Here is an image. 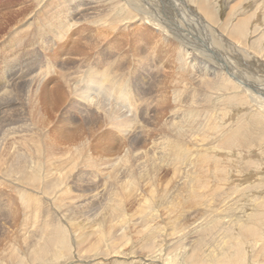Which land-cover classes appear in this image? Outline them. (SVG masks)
Returning <instances> with one entry per match:
<instances>
[{"label":"rangeland","instance_id":"rangeland-1","mask_svg":"<svg viewBox=\"0 0 264 264\" xmlns=\"http://www.w3.org/2000/svg\"><path fill=\"white\" fill-rule=\"evenodd\" d=\"M51 1L53 0H0V94L8 90L6 94L0 95V100H3L0 103V264H193L192 260L184 256L192 248L198 252L194 257L201 260L200 264H223L222 260L226 263L232 259L238 260L236 264H264V111L259 106L262 100L251 101L243 90L244 87L233 79L231 81L237 86L226 89V94H222V90L210 84L211 75L202 70L190 71L186 64L189 58L180 57L181 52L188 54L189 51L191 59L195 58L199 62L210 61L208 63L211 67L218 66L217 61L203 53L208 46L200 40V36L193 37L187 32L189 27L190 30L194 27L200 35L207 34L206 29L199 26L198 18H194L200 16L204 23L208 21L199 10V0H195L197 4L192 5L190 0H165L167 7L163 5L164 1L161 3L157 0L156 5V1L141 0L142 5L154 14V22L162 26L160 31L158 27L154 28L153 23L142 20L141 14L131 13L124 2L117 10L125 13L122 15L126 21L121 22V25L116 23L115 28L114 22H102L99 19L101 15L87 7L81 9L87 12V20L82 15H70V24L66 25H71L69 29L56 27L55 31H51L49 20L52 19L58 0ZM60 1L64 3L63 0ZM205 4L213 13L215 22H219L217 24L209 20L207 26H212L225 38L235 34L234 26L244 16L246 21L242 22L243 33L241 36H234H238L241 44L255 57L259 56L262 61L260 72V67L256 64L251 66L257 73L263 74L264 0H205ZM179 10L181 14L184 13L181 17L177 13ZM127 12L131 14L128 15ZM183 17L186 20H182ZM163 19H166V25ZM122 24L127 28L122 27ZM168 27L172 29L169 30ZM102 30L106 32V37L102 36ZM163 30H166V34ZM167 32L169 38L164 37ZM101 36L105 39L101 40ZM89 41L94 45H89ZM217 52L222 53L223 57L227 55V51L222 48H218ZM214 55L216 54L213 53L212 56ZM229 65L239 78L242 76L241 78L249 79L248 75L245 78L247 72L245 74L244 71L234 69L233 63L232 66ZM92 67L106 69L109 77L116 79L114 84L120 82L124 85L129 105L118 102L116 97H111L100 89H86L84 78H88L87 73ZM219 68L221 77L218 80L224 79L226 70L220 66ZM14 69L22 70L9 77V71L13 74ZM253 79L251 81L258 83ZM105 82L107 84L112 81ZM179 86H184L181 88L184 92L181 89L179 91ZM82 96H86L87 100L84 98L82 102ZM201 105L205 108H201ZM179 106L181 108L177 110ZM190 108L192 111L199 108L184 134H188L190 141L184 135L179 139L183 144L190 145L192 152L205 150L209 156L211 161L203 166V171L199 166L198 173L183 171L185 168L184 164H179L181 161H175L168 154L161 155L159 144L156 145L160 140V133L169 132L170 141L175 142V138L181 137L178 128L181 125L179 116L184 111L187 113ZM174 119L177 120L176 123L174 121L175 124ZM240 125L239 131H235ZM189 134L193 136V140ZM199 139L201 140L197 142ZM17 147L26 151L24 155L28 159L31 157L27 169L31 170V166L36 164L33 163L35 161L41 164L35 181L21 180L15 173L9 172L7 163L18 162V157L14 155ZM169 158L174 159L172 163ZM63 177L65 178L62 179ZM114 200L122 201L123 209L109 223ZM70 201L74 203L72 211H67V216L65 217V213L63 217H72L73 222L78 221L77 224L83 221H90V224L78 225L77 227H81L78 236L75 232H66L68 239L60 245L65 249L60 252L63 257L53 261L31 260L27 254L38 237L28 236L29 226L36 217L39 218L38 215H42L44 220L45 214L53 213L51 218L54 215L57 218ZM75 203L78 207H75ZM102 214H108L109 220H102ZM246 214L255 223V226L252 225L255 231L251 234L244 231L248 228V223H243V220L236 221L238 215L245 217ZM217 215H224L223 220L216 224L210 223L209 220ZM42 217L39 218L41 221ZM68 222H64L65 231L70 227ZM205 223L211 225L203 227ZM116 227L119 231L115 237ZM104 230L110 236L106 235L98 243L97 238ZM92 244H101L100 250L92 252L89 249ZM15 257L22 261L19 262V258L16 261Z\"/></svg>","mask_w":264,"mask_h":264},{"label":"bare ground","instance_id":"bare-ground-1","mask_svg":"<svg viewBox=\"0 0 264 264\" xmlns=\"http://www.w3.org/2000/svg\"><path fill=\"white\" fill-rule=\"evenodd\" d=\"M54 1H56V0H53V1H51V2H54ZM64 1V3L62 4V2L60 1V0H58L57 1V4H56V6H55V9L53 10V15H52V19L51 20H49V23H51V25L49 26V29H51V31H55V28L56 27H58V28H65L66 27V29H69V27L71 26H66L67 24L69 25L70 24V15L71 16H75V15H77L78 14V16L79 15H82V17H84L83 19H85V20H87V12L85 13V11H81V9H87V7L88 8H91V9H93V10H95L94 12L97 14H100L101 15V18H99V19H101V21L102 22H108L109 24H111L112 22H114L115 24H114V28H115V25H117L116 23H120V25H121V22H123V23H125V17H123V15L125 14L124 12H122V10H117V8L119 7V5H121V3H126V5L128 6L127 8L129 9V11L131 12V13H133V12H136L138 15H140L141 14V19L143 20H145V21H147L148 23H153L152 25H154V28L156 29V27H158V30L160 31V29L162 28V26H160V25H158L157 23H155L154 22V19H153V15L154 14H152L150 11H148V9L144 6V5H142V1L140 2L139 0H63ZM150 1H152V2H155V4L157 5V2L159 1V2H163L164 1V3H163V5H165V7H167V4H165L166 3V1L165 0H150ZM175 1V0H174ZM191 1V5H192V3L193 4H197L196 2H195V0H190ZM184 2V1H183ZM40 3V2H39ZM48 3V2H47ZM144 3H146V2H144ZM179 3V2H178ZM258 3V2H257ZM43 4V3H42ZM53 3H51V5H52ZM177 4V3H176ZM236 4V3H235ZM23 5V4H22ZM21 5V6H22ZM161 5V4H160ZM159 5V6H160ZM198 7H199V10H200V12L205 16V17H207L208 18V21H206L205 23H204V21L203 20H201V17L199 18L197 15H194V16H197V17H194V18H198L197 19V21L199 22V26L200 27H203V30H205L206 32H207V34H199V32L197 31V29H195L194 27H192V30H190L191 29V27H189V29L187 30V32H188V34L189 35H191V36H193V37H196V35H198V36H200V40H202V41H204L205 42V46H208V48H207V50L205 49V50H203L204 52V54H206V55H208L209 57H211V59L213 58L215 61H217L218 62V66L217 67H211L210 65H209V63H210V61H208V62H206V60L205 61H201V62H199V61H195V58H190L189 57V51H188V54H185L186 52H181L180 53V57L181 58H184V57H187V58H189L188 59V61H186V64H187V66L189 67V69H190V71H192L193 72V70H202L204 73H206V74H209V75H211V81H210V84H212V85H214V87H217V88H219L218 90H222V94H226V92H225V90L226 89H230V88H232V87H234L235 88V86H237L236 84H234V82L233 81H231V79H233V80H235V81H237L238 80V83L242 86V87H244L243 88V90L244 91H246V93H247V97H249L250 98V100L252 101V99L255 101L256 99H261L262 101H261V103L259 104V106L263 109V111H264V76H263V74H259V73H257L256 72V70L255 69H253L254 67H252L253 66V64L255 65H257L258 67H260L259 68V72H260V69H262V61H260V58H258V57H255V55H253L252 54V52L251 51H249V49L247 48V47H245V45H242L241 44V42H240V39H239V37L238 36H234L235 34H239L240 36H241V34L243 33V21H246V19L244 18V16L241 18L240 17V19H239V21L235 24V26H234V30H235V34H232V35H227V37L225 38L222 34H221V32H219V31H217V30H215L214 28H212V26L210 27L209 25L207 26V22H209V20H211V21H213V22H215V18L213 17V13L208 9V6H207V4H205V0H199L198 1ZM32 6V5H31ZM34 6H36V5H34ZM33 6V7H34ZM83 6H85V8H82ZM171 6V5H170ZM179 6H180V4H179ZM190 6V5H189ZM188 6V7H189ZM25 7V6H24ZM62 7H63V9H62ZM195 7V6H194ZM235 6H232V8H234ZM18 8V7H17ZM153 8H154V6H153ZM186 8V7H185ZM262 8V7H261ZM10 9H12V8H10ZM26 9V8H25ZM35 9V8H34ZM162 9V8H161ZM168 9V8H167ZM169 9H171V8H169ZM187 9V8H186ZM196 9H198V8H196ZM156 10V9H155ZM159 10V9H158ZM191 10V9H190ZM232 10V9H231ZM230 10V11H231ZM14 11V10H13ZM97 11H99V12H97ZM175 11H177V10H175ZM233 11V10H232ZM93 12V11H92ZM130 12H127L128 13V15H130L131 13ZM186 12V11H185ZM189 12H191V11H188V13ZM193 12H194V10H193ZM10 13V12H9ZM29 13V12H28ZM27 13V14H28ZM94 13V14H95ZM167 13V12H166ZM178 13V16L179 17H181V15H183V14H181L180 13V10L177 12ZM187 13V12H186ZM196 13V12H195ZM200 13V14H201ZM12 14V13H11ZM13 14H14V12H13ZM16 14V13H15ZM89 14V13H88ZM123 14V15H122ZM165 14V13H164ZM192 14H194V13H192ZM198 14V13H197ZM42 15V14H41ZM69 15V16H68ZM168 15V14H167ZM170 15V14H169ZM248 15V14H247ZM22 16V15H21ZM27 16V15H26ZM48 16V15H47ZM161 16H162V13H161ZM5 17V16H4ZM23 17V16H22ZM25 17V16H24ZM28 17V16H27ZM165 17V16H164ZM169 17V16H168ZM168 17H167V19H168ZM171 17V16H170ZM9 18V17H8ZM7 18V19H8ZM79 18V17H78ZM157 18H159V16H157ZM163 18V17H162ZM166 18V17H165ZM178 18V17H177ZM23 19V18H22ZM25 19V18H24ZM176 19V18H175ZM181 19V18H180ZM179 19V20H180ZM16 20V19H15ZM20 20V17H19V19H18V21ZM32 20V19H31ZM39 20V19H38ZM77 20V19H76ZM76 20H74V22L76 21ZM91 20V19H90ZM125 20V21H124ZM157 20V19H156ZM165 20L166 19H163V22H164V24H165ZM179 20H177V21H179ZM182 20H186V18H184L183 17V19ZM205 20V19H204ZM17 21V22H18ZM159 21H160V19H159ZM188 21V20H187ZM187 21H186V23H187ZM8 22V21H7ZM20 22V21H19ZM25 22V21H24ZM43 22V21H42ZM67 22V23H66ZM79 22L81 23V21L79 20ZM78 22V23H79ZM84 22V21H83ZM144 22V21H143ZM162 22V21H161ZM162 22V23H163ZM167 22V21H166ZM174 22V21H173ZM185 22V21H184ZM191 22V21H190ZM189 22V23H190ZM193 22H194V20H193ZM23 23V22H22ZM41 23V22H40ZM79 23V24H80ZM85 23V22H84ZM142 23V22H141ZM180 23H183L182 21L180 22ZM179 23V24H180ZM185 23V24H186ZM212 23V22H211ZM215 23H217V22H215ZM219 23V22H218ZM217 23V24H218ZM242 23V24H241ZM0 24H1V22H0ZM12 24V23H11ZM21 24V23H20ZM30 24H31V21H30ZM30 24H29V22H27V25H28V27L30 26ZM37 24V23H36ZM86 24H87V22H86ZM95 24V23H94ZM132 24V23H131ZM168 24V23H167ZM192 24V23H191ZM194 24V23H193ZM204 24V25H203ZM209 24V23H208ZM216 24V25H217ZM223 24H225V22L223 23ZM19 25V24H18ZM17 24H15V26H18ZM33 25V24H32ZM35 25V24H34ZM48 25V24H47ZM73 25H75V24H73ZM98 25H101V24H98ZM102 25H103V23H102ZM105 25V24H104ZM108 25V24H107ZM122 25H124V24H122ZM148 25V24H147ZM166 25V24H165ZM172 25V24H171ZM190 25V24H189ZM197 25V24H196ZM211 25V24H210ZM214 25V24H213ZM246 25V24H245ZM11 26V25H10ZM91 26V25H90ZM93 26V25H92ZM164 26V25H163ZM177 26V25H176ZM225 26V25H224ZM27 27V28H28ZM44 27V26H43ZM46 27V26H45ZM93 27H95V26H93ZM98 27V26H97ZM122 27H126L127 28V26L126 25H124V26H122ZM170 27V26H169ZM168 27V28H169ZM172 27V26H171ZM213 27H215V26H213ZM216 27H218V26H216ZM10 28V27H9ZM14 28V27H13ZM107 28V27H106ZM110 28L112 29V27H111V25H110ZM109 28V29H110ZM113 28V29H114ZM117 28V27H116ZM148 28V27H147ZM146 27H145V29H147ZM173 28H174V26H173ZM225 28V27H224ZM6 29V28H5ZM4 29V30H5ZM36 29V28H35ZM44 29V28H43ZM101 28H99V30H100ZM105 29V28H104ZM121 29V28H120ZM172 29V28H171ZM170 28H169V30H171ZM242 29V31H240ZM98 30V29H97ZM98 30V31H99ZM127 30V29H126ZM181 30V29H180ZM223 30V29H222ZM227 30V29H226ZM85 31V30H84ZM94 31V30H93ZM103 31V30H102ZM115 31V30H114ZM125 31V30H124ZM162 31V30H161ZM163 31H165V34H166V30H163ZM209 31V32H208ZM11 32V31H10ZM111 32H112V30H111ZM116 32V31H115ZM129 32V31H128ZM225 32V31H224ZM230 32V31H229ZM6 33V32H5ZM22 33V32H21ZM20 33V34H21ZM110 33V32H109ZM163 33V32H162ZM7 34V33H6ZM18 34V33H17ZM40 34V33H39ZM97 34V33H96ZM100 34V33H99ZM102 34V36L103 37H106V36H104V35H106V32L104 33V31L101 33ZM164 34V33H163ZM224 34V33H223ZM1 35V34H0ZM4 35V34H3ZM8 35V34H7ZM22 35V34H21ZM60 35V34H59ZM86 35V34H85ZM109 35V34H108ZM107 35V36H108ZM35 36V35H34ZM61 36V35H60ZM102 36L100 37V39L101 40H104L105 38H102ZM5 37V36H4ZM7 37V36H6ZM97 37H99V35L97 36ZM165 38H169L168 37V32H167V35L166 36H164ZM59 38V37H58ZM80 38V37H79ZM88 39H90V38H88ZM92 39V38H91ZM171 39H172V37H171ZM99 40V39H98ZM97 40V41H98ZM90 41H92V40H90ZM89 41V45H94L92 42H90ZM140 41V40H139ZM172 41V40H171ZM175 41V40H174ZM86 42V41H85ZM162 42V41H161ZM177 42V41H176ZM199 42H201V41H199ZM203 42V43H204ZM209 42V43H208ZM77 43H79V42H77ZM90 43H92V44H90ZM100 43V42H99ZM103 43V42H102ZM178 43H179V41H178ZM80 44V43H79ZM86 44V43H85ZM101 44V43H100ZM114 44H116V43H114ZM166 44V43H165ZM176 44V43H175ZM88 45V46H89ZM172 45V44H171ZM86 46V45H85ZM98 46V45H97ZM168 46V45H167ZM170 46V45H169ZM75 47V46H74ZM90 47V46H89ZM203 48V47H202ZM215 50H214V49ZM218 48H222L223 50H225V51H227V55H225L224 57H223V55H222V53H219V52H217L218 51ZM14 49H15V47H14ZM94 49V48H93ZM251 49V48H250ZM78 50V49H77ZM83 50V49H82ZM82 50H80V51H82ZM123 50V49H122ZM121 50V51H122ZM192 50H193V48H192ZM221 50V49H220ZM96 51V50H95ZM183 51H186V50H183ZM191 52V51H190ZM192 52H194V51H192ZM81 53V52H80ZM166 53H167V51H166ZM198 53H199V51H198ZM201 53V52H200ZM216 54V55H214V56H212V54ZM226 53V52H225ZM255 53V52H254ZM19 55V54H18ZM202 55V54H201ZM258 55V54H257ZM68 56V55H67ZM72 56V55H71ZM118 56V55H117ZM261 56V55H260ZM80 57V56H79ZM202 57H203V55H202ZM206 57V56H205ZM124 59V58H123ZM207 59V58H206ZM117 60V59H116ZM263 60V59H262ZM212 61V60H211ZM179 62H181V61H179ZM27 63V62H26ZM171 63V62H170ZM232 63H233V65H234V69H239L241 72H243L244 71V73L245 72H247L248 74H246V77L245 78H247V75H248V78L249 79H244V78H239L238 76L239 75H237L234 71H232L231 69L233 68H231L230 67V65L229 64H231V66H232ZM173 64H175V63H173ZM183 64V63H182ZM212 64V63H211ZM168 65V64H167ZM252 65V66H251ZM219 66L221 67V68H224L225 70H226V73H224L226 76H225V78L224 79H220V80H218V78H220L221 77V72L219 71ZM78 67V66H77ZM104 67V66H103ZM183 67V66H182ZM20 68V67H19ZM68 68V67H67ZM71 68H72V66H71ZM124 68V67H123ZM165 68V67H164ZM178 68V67H177ZM184 68H186V67H184ZM231 68V69H230ZM111 69V68H110ZM172 69V68H171ZM174 69V68H173ZM181 69V68H180ZM22 69H20V70H15L14 69V73L12 74V72H11V70L9 71V77H11V76H13L14 74H16V73H18V72H20ZM122 70V69H121ZM177 70V69H176ZM185 70V69H184ZM187 70V69H186ZM225 70H224V72H225ZM85 71V70H84ZM128 71H129V69H128ZM167 71H168V69H167ZM262 71V70H261ZM108 73V71L106 70V69H104V70H102V69H97V68H90L89 69V71H88V78L87 77H85L84 78V80H85V86H86V89H89V90H93V89H100L101 91H104L105 93H107L109 96H114V97H116V100L118 101V102H121V103H124V104H128L129 105V99H128V97H127V95H126V93H125V88H124V85H122V83H116V84H114L116 81V79H111L110 77H109V75L107 74ZM120 72V71H119ZM118 72V73H119ZM170 72V71H169ZM187 72H189V71H187ZM191 72V74H195V73H192ZM32 73V72H31ZM31 73H29V74H31ZM62 73V72H61ZM172 73V72H171ZM173 73H174V71H173ZM183 73V72H182ZM185 73V72H184ZM183 73V74H184ZM203 73V75H205ZM239 73V72H238ZM83 74V73H82ZM164 74V73H163ZM177 74V73H176ZM191 74H190V77H191ZM158 75V74H157ZM198 75H199V73H198ZM26 76V75H25ZM167 76H169V75H167ZM171 76H173L172 74H171ZM177 76H180V75H177ZM182 76V75H181ZM196 76L197 75H195V78H196ZM202 76V75H201ZM112 77V76H111ZM175 77V76H174ZM183 77V76H182ZM189 77V78H190ZM194 77V76H193ZM199 77L200 76H198L197 77V79H199ZM244 77V76H243ZM251 77H253V78H255V79H253V78H251ZM23 77H21V79H22ZM29 78V77H28ZM79 78V77H78ZM164 78V77H163ZM181 78V77H180ZM209 78V77H208ZM253 79V80H256V82H258V83H255V81H251V79ZM27 79V78H26ZM81 79H83V76L81 77ZM161 79V78H160ZM173 79V78H172ZM175 79V78H174ZM177 79V78H176ZM179 79V78H178ZM20 80V79H19ZM34 80V79H33ZM68 80H69V78H68ZM105 80L106 81H112V82H110V83H107L106 84V82H105ZM183 80V79H182ZM185 80V79H184ZM201 80V79H200ZM200 80H197V81H200ZM203 80V79H202ZM201 80V81H202ZM216 80V81H215ZM23 81V80H22ZM81 81V80H80ZM153 81V80H152ZM167 81H168V79H167ZM196 81V80H195ZM200 81V82H201ZM250 81V82H249ZM39 82V81H38ZM160 82V81H159ZM170 82V81H169ZM168 82V83H169ZM175 82H176V80H175ZM183 82V81H182ZM186 82V81H185ZM190 82V81H189ZM188 82V83H189ZM193 82V81H192ZM199 82V83H200ZM203 82V81H202ZM220 82H221V84H220ZM253 82V83H252ZM63 83V82H62ZM165 83V82H164ZM173 83V82H172ZM177 83V82H176ZM184 83V82H183ZM182 83V84H183ZM208 83V82H207ZM237 83V84H238ZM187 84V83H186ZM203 84H206V83H204L203 82ZM164 85V84H163ZM172 85H174V84H172ZM197 85V84H196ZM57 86V85H56ZM160 86V85H159ZM169 86V85H168ZM187 86V85H186ZM190 86H192V85H190ZM189 86V87H190ZM198 86V85H197ZM239 86V85H238ZM161 87V86H160ZM175 87V86H174ZM182 87H184V86H182ZM181 86H179V91H180V89L182 88ZM213 87V86H212ZM54 88V87H53ZM186 88V87H185ZM193 88H194V86H193ZM56 89V88H55ZM187 89V88H186ZM185 89V90H186ZM5 90V89H4ZM58 90V89H57ZM83 90V89H82ZM165 90H166V87H165ZM176 90V89H175ZM182 90V89H181ZM195 90V89H194ZM95 91V90H94ZM157 91H158V89H157ZM183 91V90H182ZM220 91L219 92H217V90H216V92L217 93H220ZM227 91V90H226ZM8 92V90H5L4 91V93H2V94H0V95H4V94H6ZM88 92V91H87ZM91 92V91H90ZM89 92V93H90ZM177 92V91H176ZM184 92V91H183ZM181 93V92H180ZM217 93H216V96H217ZM82 94V93H81ZM83 94H84V92H83ZM174 94H175V92H174ZM73 95V94H72ZM179 95V94H178ZM213 96V95H212ZM215 96V97H216ZM224 96V95H223ZM229 96V95H228ZM230 96H231V94H230ZM7 97V96H6ZM5 96H4V98H6ZM9 97V96H8ZM89 97V96H88ZM205 97V96H204ZM225 97V96H224ZM84 98H86V96H82V102H84ZM159 98V97H158ZM195 97H193V100L195 101V99H194ZM217 98V97H216ZM240 98V97H239ZM179 99V98H178ZM182 99V98H181ZM209 99H210V97H209ZM212 99V98H211ZM219 99V98H218ZM226 99V98H225ZM233 99V98H232ZM86 100H87V98H86ZM96 100V99H95ZM95 100H93V102L95 101ZM171 100H173V99H171ZM206 100V99H205ZM3 100H0V103L2 102ZM167 101V100H166ZM180 101V100H179ZM178 101V102H179ZM191 101V100H190ZM202 101V100H201ZM80 102V101H79ZM115 102V101H114ZM172 102V101H171ZM189 102V101H188ZM76 103V102H75ZM166 103V102H165ZM180 103H181V101H180ZM194 103V102H193ZM203 103V102H202ZM205 103V102H204ZM203 103V104H204ZM92 104V103H91ZM184 104V103H183ZM191 104H192V101H191ZM66 105V104H65ZM202 106V105H201ZM211 106V105H210ZM259 106L257 105V107L259 108ZM95 107V106H94ZM172 107H174V106H172ZM183 107H186V106H183ZM194 107V106H193ZM198 107V106H197ZM205 108V106H202L201 108ZM101 108V107H100ZM100 108H98V109H100ZM116 108V107H115ZM181 107L179 106V108H177V110H179ZM195 108V107H194ZM66 109V108H65ZM163 109H164V107H163ZM174 109V108H173ZM197 109H199V108H197ZM197 109H196V111H197ZM213 109H214V107H213ZM226 109V108H225ZM97 110V109H96ZM166 110V109H165ZM176 110V109H175ZM182 110V109H181ZM180 110V111H181ZM183 110H185V108L183 109ZM187 110V109H186ZM205 110V109H204ZM107 111V110H106ZM128 111V110H127ZM162 111V110H161ZM196 111L195 110H191V108L189 109V111H187V113H186V111H184V113L182 114V115H180L179 116V119L181 120H178V121H180L181 122V125L178 127L179 128V134H180V136L182 135H184L185 134V132H186V130H187V125H191V123L193 122V120H194V118H192L193 116H194V114L196 113ZM7 112V111H6ZM183 112V111H182ZM205 112V111H204ZM100 113H101V110H100ZM109 113V112H108ZM164 113V112H163ZM212 113V112H211ZM169 114H173V113H169ZM168 114V115H169ZM198 114V113H197ZM213 114V113H212ZM178 115V114H177ZM200 115H202V114H200ZM203 115H205V114H203ZM101 116V115H100ZM120 116V115H119ZM176 116V115H175ZM212 116V115H211ZM105 117V116H104ZM169 117H170V115H169ZM177 117V116H176ZM199 117V116H198ZM202 118H204L203 116H202ZM105 119V118H104ZM200 119H201V117H200ZM164 121V120H163ZM172 121V120H171ZM174 121H175V119L173 120V123H174ZM205 121V120H204ZM203 121V123H205ZM112 122V121H111ZM148 122V121H147ZM177 122V120L175 121V123ZM198 122H200V120L198 121ZM207 122V121H206ZM174 123V124H175ZM179 123V122H178ZM241 123V122H240ZM239 123V124H240ZM103 124V123H102ZM200 125H201V122L199 123ZM198 124V125H199ZM207 124V123H206ZM101 125V124H100ZM177 125V124H176ZM193 125V124H192ZM216 125V124H215ZM203 126V125H202ZM206 126V125H205ZM218 126V125H217ZM16 127V126H15ZM22 127V126H21ZM116 127V126H115ZM204 127V126H203ZM237 127V126H236ZM119 128V127H118ZM192 128V127H191ZM239 128H241V125L238 127V129L237 130H235V131H239ZM89 129H90V127H89ZM89 129H88V131H89ZM203 129H205V128H203ZM232 129V128H231ZM231 129H230V132H231ZM91 130H93L94 131V129H91ZM96 130V129H95ZM169 130V129H168ZM189 130V129H188ZM193 130V129H192ZM207 130V129H206ZM195 131V130H194ZM197 131V130H196ZM195 131V132H196ZM92 132V131H91ZM90 132V134L92 135V133ZM95 132V131H94ZM93 132V133H94ZM26 133V132H25ZM174 133V132H173ZM176 133V132H175ZM207 133V132H206ZM209 133V132H208ZM231 133H229V135H230ZM4 135V134H3ZM89 135V134H88ZM188 135V134H187ZM187 135H184V138H185V136H186V138H188L187 140L188 141H190L189 140V137H187ZM190 135V134H189ZM198 135V134H197ZM207 135V134H206ZM84 136V135H83ZM83 136H82V138H83ZM87 136V135H86ZM182 136L181 137H177V139L175 138V140H177L176 142L174 141V140H171L170 141V137H169V132L168 133H160V140H158V142L156 143V145L157 144H159L158 145V148H159V152H160V154L161 155H170V156H172L174 159H176L175 161H181L179 164H184V168H185V170H183V171H185V172H188V171H194V172H197L198 173V170H199V166H200V168H201V170L203 171L204 169H202L203 168V166L204 165H206V164H208L211 160L208 158L209 156H207L206 155V153H205V150H204V152H202V151H196V152H192V150H190V145L188 146L187 145V143H184L183 144V142H180V139L179 138H182ZM191 136V135H190ZM198 136H200V135H198ZM197 136V137H198ZM221 136V135H220ZM234 136V135H233ZM174 137H176V135L174 136ZM192 137L193 136H191V139H192ZM196 137V136H195ZM201 137V136H200ZM68 138H69V136H68ZM89 138V137H88ZM199 138V137H198ZM203 138V137H202ZM207 138V137H206ZM22 139V138H21ZM31 139V138H30ZM70 139V138H69ZM152 139V138H151ZM211 139H213V138H211ZM226 139V138H225ZM225 139H224V141H223V144H224V142H225ZM86 140V139H85ZM90 140V139H89ZM193 140V139H192ZM201 139H199V140H197V142L198 141H200ZM204 140V139H203ZM206 140H208V139H206ZM87 141H88V139H87ZM156 141H157V139H156ZM220 141H221V139H220ZM80 142V141H79ZM86 142V141H85ZM89 142V141H88ZM147 142V141H146ZM154 142V141H153ZM187 142V141H186ZM191 142H193V141H191ZM203 142V141H202ZM215 142V141H214ZM72 143V142H71ZM189 143V142H188ZM74 144V143H73ZM77 144V143H76ZM82 145H83V143H81ZM81 144H79V145H81ZM200 144V143H199ZM202 144V143H201ZM216 144H218V143H216ZM215 144V145H216ZM230 144V143H229ZM192 145H193V143H192ZM208 145V144H207ZM18 146V145H17ZM28 146V145H27ZM60 146V145H59ZM58 146V147H59ZM205 146V145H204ZM227 146V145H226ZM230 146V145H229ZM72 147H74V146H72ZM78 147V146H77ZM86 147V146H85ZM192 147V146H191ZM193 147H194V145H193ZM209 147V146H208ZM225 147V146H224ZM31 148V147H30ZM68 148H69V146H68ZM153 148V147H152ZM215 148V147H214ZM60 149V148H59ZM82 149H84L83 148V146H82ZM154 149V148H153ZM196 149H198L199 150V148H196ZM201 149V150H202ZM125 150H126V148H125ZM131 150V149H130ZM145 150V149H144ZM65 151H68V149L66 150L65 149ZM72 150H70V152H71ZM74 151H75V149H74ZM80 151V150H79ZM85 151V150H84ZM169 151H170V153H172V154H170L169 153ZM193 151H195V150H193ZM1 152V151H0ZM63 152V151H62ZM81 152H82V150H81ZM86 152V151H85ZM146 152V151H145ZM153 152V151H152ZM207 152V151H206ZM26 153V151L24 150V149H21L20 147H17V148H15L14 149V155L15 156H17L18 157V162H14V161H12L11 163H7L8 164V167H9V172H13V173H15L21 180H28V181H35L34 179H35V177L38 175L39 176V174H38V172L40 171V169H41V164L38 162L37 163V161H35V162H33V161H31V162H33V163H36L35 164V166H31L32 167V169L31 170H29V169H27V167L29 168V166H28V162H29V159L31 158H29L28 159V157H26L24 154ZM66 153H68V152H66ZM76 153V152H75ZM142 153V152H141ZM55 154V153H54ZM62 154V153H61ZM127 154V153H126ZM155 154V153H154ZM56 155H58L57 153H56ZM75 155H77V154H75ZM80 155H81V153H80ZM86 155V154H85ZM123 155V154H122ZM132 155H133V153H132ZM152 155V154H151ZM60 156V155H59ZM74 156V155H73ZM87 156V155H86ZM137 156H139V155H137ZM169 156V157H170ZM40 157V156H39ZM62 157V156H61ZM60 157V158H61ZM72 157V156H71ZM119 157V156H118ZM123 157L124 156H122V160H123ZM133 157V156H132ZM63 158V157H62ZM73 158V157H72ZM136 158V157H135ZM168 158V157H167ZM121 159V158H120ZM139 159V158H138ZM151 158H149V160H150ZM170 159V158H169ZM174 159H170L169 161H170V163H172L171 161L172 160H174ZM14 160V159H13ZM65 160V159H64ZM63 160V161H64ZM75 160V159H74ZM136 160H137V158H136ZM135 160V161H136ZM141 160V159H140ZM155 160V159H154ZM153 160V161H154ZM3 161V160H2ZM38 161H39V159H38ZM49 161V160H48ZM56 161V160H55ZM63 161H62V163H63ZM69 161V160H68ZM142 161V160H141ZM143 161H144V159H143ZM174 161V162H175ZM71 162V161H70ZM129 162V161H128ZM138 162V161H137ZM147 162V161H146ZM145 162V163H146ZM156 162V161H155ZM48 163V162H47ZM50 163V162H49ZM68 163V162H67ZM72 163V162H71ZM116 163V162H115ZM144 163V162H143ZM160 163V162H159ZM169 163V164H170ZM176 163V162H175ZM175 163H174V165H175ZM3 164V163H2ZM39 164H40V166H39ZM44 164H46L45 162H44ZM43 164V165H44ZM75 164V163H74ZM105 164V163H104ZM109 164V163H108ZM114 164V163H113ZM118 165H119V163H117ZM161 164V163H160ZM163 164H165V162L163 163ZM178 164V165H179ZM4 165V164H3ZM34 165V164H33ZM47 165V164H46ZM50 165H51V163H50ZM54 165V164H53ZM53 165H52V167H53ZM72 165H73V163H72ZM154 165V164H153ZM162 165V164H161ZM178 165H176V166H178ZM210 165V164H209ZM216 165L217 166H215V168L217 169V167H218V164L216 163ZM70 166V165H69ZM117 166V165H116ZM143 166V165H142ZM151 166V165H150ZM156 166V165H155ZM159 166V165H158ZM207 166V165H206ZM50 167V166H49ZM51 167V168H52ZM112 167H115V166H112ZM152 167V166H151ZM54 168V167H53ZM57 168H59L58 166H57ZM116 168V167H115ZM149 168V167H148ZM153 168V167H152ZM191 168H192V170H191ZM209 168V167H208ZM39 169V170H38ZM67 169V168H66ZM119 169V168H118ZM122 169V168H121ZM142 169V168H141ZM205 169H206V167H205ZM46 170V169H45ZM55 170V169H54ZM58 170H60V169H58ZM114 170V169H113ZM150 170V169H149ZM51 171H53V170H51ZM62 171H63V169H62ZM141 171V170H140ZM200 171V170H199ZM201 171V172H202ZM206 171V170H205ZM123 172V171H122ZM181 172V171H180ZM179 172V173H180ZM54 173H56V172H54ZM59 173V172H58ZM57 173V174H58ZM108 173V172H107ZM117 173V172H116ZM115 173V174H116ZM190 173V172H189ZM189 173H185V174H189ZM61 174V173H60ZM64 174H67V173H64ZM192 174H193V172H192ZM55 175V174H54ZM190 175V174H189ZM188 175V176H189ZM196 175V174H195ZM203 175V174H202ZM187 176V177H188ZM199 176V175H198ZM62 177V176H61ZM119 177V176H118ZM178 177V176H177ZM197 177V176H196ZM52 178V177H51ZM65 177H63L62 179H64ZM111 178V177H110ZM201 178V177H200ZM197 179H199V178H197ZM246 179V178H245ZM264 179V178H263ZM114 181H115V179H113ZM200 180V179H199ZM206 181V180H205ZM252 181V180H251ZM126 182V181H125ZM194 182V181H193ZM48 184V183H47ZM113 184V183H112ZM127 184V183H126ZM142 184V183H141ZM122 185V184H121ZM124 186H127V185H124ZM129 186V185H128ZM127 186V187H128ZM187 186V185H186ZM188 187H189V185H188ZM194 187V186H193ZM53 188V187H52ZM126 188V187H125ZM250 188V187H249ZM25 189V188H24ZM22 190V189H21ZM48 190V189H47ZM55 190V189H54ZM68 191V190H67ZM66 191V192H67ZM152 192V191H151ZM50 193V192H49ZM52 193V192H51ZM68 193V192H67ZM191 193V192H190ZM214 195V194H213ZM46 196V195H45ZM48 197V196H47ZM44 198V197H43ZM116 198V197H115ZM231 199V198H230ZM148 200V199H147ZM41 201H42V199H41ZM153 201V200H152ZM85 202V201H84ZM184 202V201H183ZM40 203V202H39ZM111 203V202H110ZM127 203V202H126ZM34 204V203H33ZM50 204V203H49ZM63 204V203H62ZM151 204V203H150ZM260 204H262V203H260ZM260 204H258L259 206H260ZM83 205V204H82ZM121 205H122V201H116V200H114L113 201V204L111 205L112 207H111V218H110V220H109V216H108V214L107 215H103L102 217H101V219L102 220H109L108 222L109 223H112L113 221V216L114 215H117L119 212H120V210L121 209H123V208H121ZM212 205V204H211ZM46 206H47V204H46ZM73 206H74V203L72 204V202L70 201V203L67 205V208H65V210L63 211V212H61V214L59 213V215H58V217L56 218V216L54 215V217H52L51 218V216H53V213L52 214H50L49 212V214H45L46 216V218L44 217V220H43V217H42V215H38L39 216V218H41L42 217V221H41V219H39L38 217H36V220H34V223L33 224H31V226H29L30 227V230H28V232H29V237H34V236H37L38 237V239H36V241H35V243H33V246L31 247V249L29 248V253L27 254L28 255V257L32 260H35V261H37V260H39V261H48V260H50V261H53V260H55L56 258L58 259L59 257H63V256H60V252L61 251H64L65 249H64V246H60L61 244H64L66 241H67V239H68V237L67 236H65V234H66V232L68 231V232H71V234H73L74 232L76 233V235L78 236L79 235V232H80V228L79 227H77L78 225H84V226H86V225H89L90 223V221H83V222H81V224H77L76 222H78V221H76L75 219V221L73 222V219H72V217H69L68 216V219L67 218H65L66 216H67V211H70L72 208H73ZM102 206V205H101ZM153 206V205H152ZM257 206V205H256ZM28 207V206H27ZM29 207H30V205H29ZM34 207H35V205H34ZM33 207V209H36V208H34ZM42 207V206H41ZM49 207H51V206H49ZM65 207V206H64ZM75 207H78V205L75 203ZM154 207V206H153ZM199 207V206H198ZM210 207V206H209ZM227 207V206H226ZM37 208H39V206H37ZM46 208V207H45ZM48 208V207H47ZM141 208V207H140ZM151 208V207H150ZM175 208H177V207H175ZM257 208V207H256ZM261 208H263L262 206H261ZM211 209V208H210ZM229 209V208H228ZM48 210V209H47ZM51 210H53V209H51ZM56 210V209H55ZM150 210V209H149ZM177 210V209H176ZM209 210V209H208ZM213 210V209H212ZM41 211V210H40ZM72 211V210H71ZM254 211H255V208H254ZM32 212V211H31ZM43 211H41V213H42ZM59 211H57V213H58ZM228 212V211H227ZM39 213V212H38ZM46 213V212H45ZM66 213V215H65V217H63L64 216V214ZM145 213V212H144ZM32 214V213H31ZM121 214V213H120ZM32 215H34V214H32ZM51 215V216H50ZM149 215V214H148ZM233 215V214H232ZM248 214H246V216L244 217V216H237L236 217V215L234 216V217H236L237 219H236V221H239V220H243V223H248V228L247 229H245L244 231H246L248 234H251L252 232H254L255 231V228H252V225L254 224V226H255V223L254 222H251V220H249V216H247ZM249 215H251V214H249ZM260 215V214H259ZM41 216V217H40ZM224 216V215H223ZM223 216L222 215H217L215 218H213V220H209V222L211 223V222H215V224L216 223H219L220 222V220L223 218ZM227 216V215H226ZM257 216V215H256ZM255 216V217H256ZM29 217V216H28ZM49 217H50V219H49ZM118 217V216H117ZM155 217V216H154ZM183 217V216H182ZM229 217V216H228ZM244 217V218H243ZM257 217H259V216H257ZM63 218V220H61ZM152 218H153V214H152ZM151 218V219H152ZM263 218V217H262ZM31 219H33V218H31ZM40 221H39V220ZM135 219V218H134ZM140 219V218H139ZM145 219V218H144ZM149 219V218H148ZM252 219V218H251ZM264 219V218H263ZM19 220V219H18ZM28 220H30V219H28ZM116 220V219H115ZM223 220V219H222ZM233 220V219H232ZM235 220V219H234ZM69 221V222H68ZM148 221V220H147ZM30 222V221H29ZM32 222V221H31ZM64 222H68V224H69V228L65 231L64 229H65V227H64ZM141 223H143L142 221H140ZM146 222V221H145ZM179 222V221H178ZM123 223V222H122ZM232 224H233V222H231ZM257 223V222H256ZM28 224V223H27ZM119 224V223H118ZM178 224V223H177ZM206 225H202L203 227H207V226H209V225H211V224H209V223H205ZM93 225V224H92ZM260 225L263 227V224L262 223H260ZM110 226V225H109ZM117 226V225H116ZM240 226H242V224L240 225ZM114 227V226H113ZM247 227V226H246ZM86 228V227H85ZM83 229V228H82ZM27 230V229H26ZM108 230H109V228H108ZM114 230V229H113ZM24 231V230H23ZM115 231V234H114V236L116 237L117 236V234H118V231H119V229H118V227H116V229L114 230ZM102 232V231H101ZM100 232V233H101ZM105 232H107V231H105L104 230V232L100 235V237H98L97 239H98V243L100 242H102V240L106 237V235L109 237L110 236V234H109V232H107V233H105ZM110 232H111V230H110ZM163 233V232H162ZM207 233V232H206ZM15 234V233H14ZM13 234V235H14ZM23 234V233H22ZM89 234V233H88ZM189 234H190V232H189ZM247 234V235H248ZM12 235V236H13ZM183 235V234H182ZM255 235V234H254ZM81 236V235H80ZM86 236V235H85ZM96 236V235H95ZM97 236H99V235H97ZM184 236V235H183ZM250 236V235H249ZM16 237V236H15ZM25 237V236H24ZM188 237V236H187ZM200 237V236H199ZM67 238V239H66ZM101 239V240H100ZM108 239V238H107ZM194 239V238H193ZM19 240V239H18ZM25 240V239H24ZM83 240H85V238L83 239ZM110 240V239H109ZM69 241V240H68ZM79 241V240H78ZM86 241V240H85ZM106 241V240H105ZM258 241V240H257ZM8 242V241H7ZM12 242V241H11ZM108 242V241H107ZM112 242V241H111ZM260 242V241H259ZM77 243V242H76ZM83 243V242H82ZM81 243V244H82ZM110 243V242H109ZM151 243V242H150ZM104 244V243H103ZM13 245V244H12ZM26 245V244H25ZM84 245V244H83ZM82 245V246H83ZM87 245V244H86ZM149 245V244H148ZM16 246V245H15ZM81 246V245H80ZM109 246V245H108ZM193 246V245H192ZM84 247V246H83ZM100 247H101V244L100 245H95V244H92L91 246H90V248L89 249H91V251L93 252V251H98V250H100ZM27 248V247H26ZM18 249V248H17ZM22 249V248H21ZM85 249V248H84ZM88 249V250H89ZM157 249V248H156ZM160 249V248H159ZM162 249V248H161ZM190 249V248H189ZM194 248H192V250H188V248L186 249V250H188V251H186L185 252V255L184 256H186V259H190V260H192L193 261V264H200L201 262V260H199V258L197 259V258H195L194 257V254L195 253H198V252H196V250H193ZM16 250V249H15ZM24 250V249H23ZM68 250V249H67ZM82 250V249H81ZM144 250V249H143ZM154 250H155V248H154ZM10 251V250H9ZM13 251V250H12ZM146 251V250H145ZM163 251V250H162ZM185 251V250H184ZM86 252V251H85ZM118 252V251H117ZM139 252V251H138ZM232 252V251H231ZM178 253V252H177ZM67 254V253H66ZM99 254V253H98ZM110 254V253H109ZM167 254V253H166ZM62 255H65V254H62ZM103 255V254H102ZM116 255H117V253H116ZM147 256V255H146ZM225 256V255H224ZM11 257V256H10ZM14 257V256H13ZM12 257V258H13ZM80 257V256H79ZM166 257V256H165ZM242 257V256H241ZM16 258V261L18 260V258L19 257H15ZM132 258V257H131ZM157 259V258H156ZM225 259V258H224ZM229 258H227V260H228ZM232 259V258H231ZM239 259H240V257H239ZM24 260V259H23ZM151 260V259H150ZM176 260V259H175ZM196 260V261H195ZM197 260H199V261H197ZM237 259H235V260H233L232 259V261H228V262H224L223 260L221 261L223 264H236V262L238 261H236ZM3 261H5V260H3ZM22 260L19 258V262H21ZM29 261V260H28ZM165 261V260H164ZM185 261V260H184ZM195 261V262H194ZM6 262V261H5ZM18 262V263H19ZM24 262V261H23ZM27 262V261H26ZM180 262H182V261H180ZM219 262V261H218ZM15 263V262H14ZM82 263V262H81ZM172 263V262H171ZM185 263V262H184ZM183 263V264H184ZM239 263V262H238ZM22 264V263H21ZM24 264V263H23ZM179 264V263H178Z\"/></svg>","mask_w":264,"mask_h":264},{"label":"water","instance_id":"water-1","mask_svg":"<svg viewBox=\"0 0 264 264\" xmlns=\"http://www.w3.org/2000/svg\"><path fill=\"white\" fill-rule=\"evenodd\" d=\"M206 45V44H205ZM238 81V80H237Z\"/></svg>","mask_w":264,"mask_h":264}]
</instances>
